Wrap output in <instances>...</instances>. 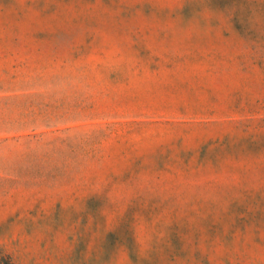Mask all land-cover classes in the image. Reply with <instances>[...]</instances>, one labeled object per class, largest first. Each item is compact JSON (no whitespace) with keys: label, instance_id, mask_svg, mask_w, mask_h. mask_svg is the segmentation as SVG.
Segmentation results:
<instances>
[{"label":"rangeland","instance_id":"obj_1","mask_svg":"<svg viewBox=\"0 0 264 264\" xmlns=\"http://www.w3.org/2000/svg\"><path fill=\"white\" fill-rule=\"evenodd\" d=\"M0 264H264V0H0Z\"/></svg>","mask_w":264,"mask_h":264}]
</instances>
